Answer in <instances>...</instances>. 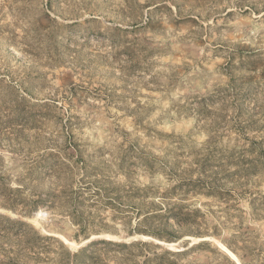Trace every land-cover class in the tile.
<instances>
[{
    "label": "rangeland",
    "instance_id": "374dc122",
    "mask_svg": "<svg viewBox=\"0 0 264 264\" xmlns=\"http://www.w3.org/2000/svg\"><path fill=\"white\" fill-rule=\"evenodd\" d=\"M24 146L69 204L0 213L88 264H264V0H0L12 173Z\"/></svg>",
    "mask_w": 264,
    "mask_h": 264
},
{
    "label": "trees",
    "instance_id": "16d2710c",
    "mask_svg": "<svg viewBox=\"0 0 264 264\" xmlns=\"http://www.w3.org/2000/svg\"><path fill=\"white\" fill-rule=\"evenodd\" d=\"M17 117L18 121H28L29 119L25 113ZM32 123L35 124L36 122L32 120ZM71 147L80 155L75 147ZM21 149L25 159L15 168L18 171L13 173L6 168L4 159L0 157V209L23 218L32 219L40 207L54 209L57 207V203L61 204L63 201H65V205H68L69 201L65 199L67 192H40V186L46 178L52 174L56 175L58 179L64 176V169L61 167L65 163L50 152L40 154L36 152L37 148L32 150L26 146ZM19 151L10 150L9 153L17 155L20 153ZM12 180L15 181L17 188H10ZM74 194L75 200L80 198L78 193ZM79 205V202H75L72 206L73 210L77 212ZM152 236L159 240L165 239L166 243H178L180 241L179 238L172 236L170 238H164L160 234H152ZM53 244L59 248H54ZM92 245L94 243L79 251L71 252L55 238L41 235L30 223L12 219L0 213V257L2 258L0 264H88L92 258L86 255V250ZM107 245L118 246L122 249L133 248L136 245L150 248L149 244L141 243L117 245L110 242ZM151 247L158 248V246ZM183 253L173 254L166 251L163 256H181ZM159 261L160 257L147 258L144 263L154 264L153 262Z\"/></svg>",
    "mask_w": 264,
    "mask_h": 264
},
{
    "label": "water",
    "instance_id": "95a60500",
    "mask_svg": "<svg viewBox=\"0 0 264 264\" xmlns=\"http://www.w3.org/2000/svg\"><path fill=\"white\" fill-rule=\"evenodd\" d=\"M236 263V262H235Z\"/></svg>",
    "mask_w": 264,
    "mask_h": 264
}]
</instances>
